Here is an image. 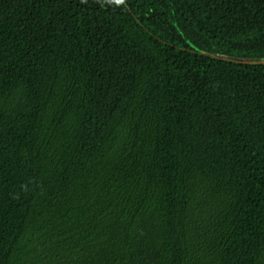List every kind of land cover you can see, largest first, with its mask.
Wrapping results in <instances>:
<instances>
[{
  "label": "trees",
  "instance_id": "trees-1",
  "mask_svg": "<svg viewBox=\"0 0 264 264\" xmlns=\"http://www.w3.org/2000/svg\"><path fill=\"white\" fill-rule=\"evenodd\" d=\"M264 0H0V264H264Z\"/></svg>",
  "mask_w": 264,
  "mask_h": 264
},
{
  "label": "water",
  "instance_id": "water-1",
  "mask_svg": "<svg viewBox=\"0 0 264 264\" xmlns=\"http://www.w3.org/2000/svg\"><path fill=\"white\" fill-rule=\"evenodd\" d=\"M202 55H204L206 57H210V58L215 59V60L225 61L228 63H234L237 65H244V66L245 65H264V58L260 59V60L249 59V58L239 59V58H235V57L209 54L206 52H203Z\"/></svg>",
  "mask_w": 264,
  "mask_h": 264
},
{
  "label": "clouds",
  "instance_id": "clouds-1",
  "mask_svg": "<svg viewBox=\"0 0 264 264\" xmlns=\"http://www.w3.org/2000/svg\"><path fill=\"white\" fill-rule=\"evenodd\" d=\"M119 2H123V0H119Z\"/></svg>",
  "mask_w": 264,
  "mask_h": 264
}]
</instances>
